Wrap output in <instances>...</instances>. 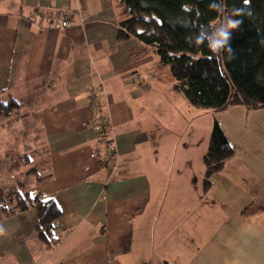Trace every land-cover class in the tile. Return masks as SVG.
<instances>
[{
	"label": "crops",
	"instance_id": "obj_1",
	"mask_svg": "<svg viewBox=\"0 0 264 264\" xmlns=\"http://www.w3.org/2000/svg\"><path fill=\"white\" fill-rule=\"evenodd\" d=\"M62 7L83 22L30 16ZM121 19L120 0L0 1V101L19 104L0 119V190L61 210L52 246L35 208L1 219L0 264H264V108L192 105L152 47L118 40ZM101 85L115 167L97 155ZM207 112L234 154L205 190Z\"/></svg>",
	"mask_w": 264,
	"mask_h": 264
},
{
	"label": "trees",
	"instance_id": "obj_2",
	"mask_svg": "<svg viewBox=\"0 0 264 264\" xmlns=\"http://www.w3.org/2000/svg\"><path fill=\"white\" fill-rule=\"evenodd\" d=\"M120 6L118 40L135 38L152 47L192 105L215 111L264 108V0H120ZM222 11L238 26L228 29L227 43L214 51L213 27ZM18 107L16 100L0 101V118ZM233 154L216 121L204 156L205 190ZM31 208L39 213L40 240L52 246L53 224L61 216L57 203L20 188L0 190V220Z\"/></svg>",
	"mask_w": 264,
	"mask_h": 264
},
{
	"label": "built area",
	"instance_id": "obj_3",
	"mask_svg": "<svg viewBox=\"0 0 264 264\" xmlns=\"http://www.w3.org/2000/svg\"><path fill=\"white\" fill-rule=\"evenodd\" d=\"M2 1V0H0ZM34 19L46 21L49 25L60 27L70 24L77 19L83 22L81 9L54 8L49 10L36 9L30 15ZM133 77L139 79V74L134 73ZM133 78L127 77L126 83L131 84ZM106 89L101 85L93 88L90 94V107L94 111L93 126L99 133L102 149L97 150L101 162L104 165L115 167L119 157L117 145L114 142L109 116L105 111L103 100H106Z\"/></svg>",
	"mask_w": 264,
	"mask_h": 264
},
{
	"label": "rangeland",
	"instance_id": "obj_4",
	"mask_svg": "<svg viewBox=\"0 0 264 264\" xmlns=\"http://www.w3.org/2000/svg\"><path fill=\"white\" fill-rule=\"evenodd\" d=\"M228 21H232V19L230 18V16L228 14H226L224 11H222V14H221L220 18L214 23V27H213L214 37H215V40H216L215 43L219 39V32L221 31L222 28H224L226 26ZM216 117L217 116L213 112H211V113L207 112V114L204 117L207 122H210V124L212 126L211 128H213V126H214V122L216 120L215 119Z\"/></svg>",
	"mask_w": 264,
	"mask_h": 264
},
{
	"label": "clouds",
	"instance_id": "obj_5",
	"mask_svg": "<svg viewBox=\"0 0 264 264\" xmlns=\"http://www.w3.org/2000/svg\"><path fill=\"white\" fill-rule=\"evenodd\" d=\"M237 26H238L237 21H228L227 22L226 26L224 28H222L221 31L219 32L218 41L212 46L214 51L222 48L227 43V41L229 39L228 29L235 28Z\"/></svg>",
	"mask_w": 264,
	"mask_h": 264
}]
</instances>
